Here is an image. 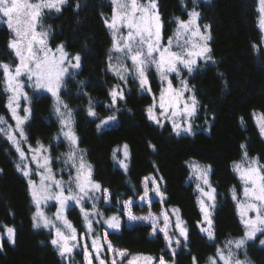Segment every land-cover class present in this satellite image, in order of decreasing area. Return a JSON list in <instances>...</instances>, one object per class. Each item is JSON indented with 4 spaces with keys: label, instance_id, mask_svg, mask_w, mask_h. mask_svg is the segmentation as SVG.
Segmentation results:
<instances>
[{
    "label": "trees",
    "instance_id": "obj_1",
    "mask_svg": "<svg viewBox=\"0 0 264 264\" xmlns=\"http://www.w3.org/2000/svg\"><path fill=\"white\" fill-rule=\"evenodd\" d=\"M157 3L166 34L173 31L176 18H186L190 10L199 13L200 23L207 25L210 33L211 60L186 74L199 101L197 125L191 133L177 135L170 124L161 127L154 123L146 112L153 103V92L141 91L131 79L125 86L107 70L112 34L105 21L112 14V0H66L60 12H46L44 22L50 30L52 47L62 44L65 50L81 56V67L66 77L61 96L73 109L75 131L92 165L94 180L112 193L106 213H118L124 200L138 197L143 192V177L152 174L167 195L166 207L180 210L189 233L186 247L183 240L175 256L162 235H150L152 229L146 223L128 226L122 220L118 231L96 224L99 234L103 236V230L107 229L113 245L131 254H146L157 260L163 256L175 264H192V257L196 256L198 264H208V257L215 254L217 246L223 247L227 240L244 234L231 192L235 188L238 197L243 188L233 171V162L240 161L246 150L250 158L258 157L264 164V136L260 135L253 115L264 113V34L259 23V2L157 0ZM11 35L7 25L0 23V61L8 64L16 63L8 48ZM149 80L156 92L159 80L154 71L149 73ZM119 83L124 86L125 99L119 100L116 108H110V86ZM8 95L0 83V116L10 118L6 107ZM90 100L98 117L114 114L116 120L98 131L99 119L87 112ZM30 106L31 115L25 126L29 141L33 144L40 141L54 157H62L66 145L56 138L60 125L53 110V98L47 93H33ZM124 144L129 150L127 171L112 158L113 150L119 148L117 158L123 159ZM242 144L246 149L241 148ZM16 159V151L0 133V231L5 226L15 229L14 243L7 236L1 240L0 264H83L82 250L65 259L50 243L52 231L33 227L28 179L17 170ZM192 160L211 168L217 193L214 241L198 226L202 213L191 178ZM53 165L60 166L56 161ZM155 206L158 208V204ZM68 215L79 232H85L79 209L71 207ZM261 240L262 234L248 241L240 258H245L246 251L249 264H264Z\"/></svg>",
    "mask_w": 264,
    "mask_h": 264
},
{
    "label": "snow or ice",
    "instance_id": "obj_2",
    "mask_svg": "<svg viewBox=\"0 0 264 264\" xmlns=\"http://www.w3.org/2000/svg\"><path fill=\"white\" fill-rule=\"evenodd\" d=\"M258 2V11L261 14L259 23L261 30L264 31V0ZM65 3L66 0H0V21L5 22L12 33L8 48L18 61L14 65L0 61V83L9 94L6 107L15 121L14 127L12 125L0 127V133H3L15 147L20 160L16 168L28 179L32 202L37 209L32 217L33 227H43L54 232L50 243L61 257L67 259L74 249L82 247L86 264H92L93 259L99 264H106L105 259L101 258V252L106 245L107 251L111 253L110 264H155V258L152 256L131 254L127 249L113 248L111 242L107 240V232L103 236L95 234L93 225L101 223V220L109 229L118 231L121 227L120 214H123L127 216L129 222L149 224L152 229L150 235H162L173 256L176 249L181 246V240L175 238V233L178 232L183 238L185 247L189 235L186 222L181 219L178 208L172 209L171 214L168 210L162 211L159 215L151 212L145 216L133 214L132 208L136 203L151 207L154 196L159 197L161 203L166 200L156 179L151 176L145 177L142 181L143 195L139 197V201H123L118 210L119 214L105 217L104 212L98 208L97 204L101 200L104 204H111L112 193L92 178V165L85 159V151L79 148L73 109L60 96L65 76L73 74L70 73V69L81 67V56L70 55L62 44L57 45L55 49L49 47L48 32L41 23L45 10L60 12L61 6ZM112 4L114 7L111 20L105 21L112 34L107 70L125 86L131 79L139 85L141 91L150 94L148 77L150 69L154 68L162 87L159 97L153 96V103L146 109L148 118L161 127H163L161 118L170 120L177 135L182 131L191 133L192 125L190 123L183 125L195 116L199 101L194 93L185 96V92L192 91L185 80L181 79V86L175 88L169 77L171 74L180 77L182 69L191 74L196 70L199 59L211 60V56L207 55L210 52L207 46L210 36L201 32L198 24L199 13L195 10L189 12L187 21L176 18L177 28L174 36L169 37L165 43L157 0H112ZM204 28L206 30L208 26L205 25ZM123 29H127V32L125 33ZM22 77H25L34 89L46 90L54 98L53 110L60 123V132L56 138H63L69 144V151L63 161L69 170L67 181L63 178L57 179L52 168L50 150L40 141H37L34 148L28 145L27 153L22 147V142L28 141L24 125L31 115L30 107L22 109L24 115L19 114L21 98L29 100L27 93L23 91L25 85ZM108 95L109 107L116 108L118 101L125 99V90L120 85H112ZM87 112L90 117L99 119L100 122L96 125L98 131L116 120L114 114L105 118L98 117L91 100ZM253 115L260 135L264 136V113ZM0 125H6L3 116H0ZM122 147L123 159L117 158L119 148L113 150L112 158L127 171L128 145L124 144ZM241 148L246 149V146L242 144ZM32 165H35V169ZM190 167L197 181L201 182L196 185V190L200 193L197 203L203 214V220L198 222V226L209 240L214 241L215 231L212 227L210 209L215 207L217 193L208 179L210 168H201L196 164ZM232 167L243 185L244 200L238 201L237 209L244 226V234L238 239L227 240L223 247L217 246L215 254L208 257V264H249L246 251L245 258H240L241 250L246 249L248 241L257 238V233L264 235V164L260 163L258 157L250 158L245 150L241 160L233 162ZM34 174L39 176L38 182L31 178ZM149 184L152 187H149ZM231 192L233 200H237L236 189L233 188ZM98 193L100 195H97ZM47 201H55L58 205L54 219L47 217L41 210V204ZM86 203H91L90 209L85 208ZM73 206L80 207L85 226V232L82 234L78 233L66 214ZM94 217L101 219L94 220ZM5 231L8 240L14 243L15 229L5 226ZM260 243L264 245V240ZM173 244L176 245L175 248ZM159 264H167L163 256L159 258ZM192 264H198L196 256L192 257Z\"/></svg>",
    "mask_w": 264,
    "mask_h": 264
},
{
    "label": "rangeland",
    "instance_id": "obj_3",
    "mask_svg": "<svg viewBox=\"0 0 264 264\" xmlns=\"http://www.w3.org/2000/svg\"><path fill=\"white\" fill-rule=\"evenodd\" d=\"M157 6H158V3H157ZM113 7H114V5H113ZM53 11H54V10H53ZM158 11H159V8H158ZM191 11H193V10H190L189 12H191ZM195 11H196V10H195ZM46 12H49V11L45 10V13H46ZM189 12H188V13H189ZM196 12H197V11H196ZM45 13H44V14H45ZM112 14H113V11H112ZM112 14H111V16H110L109 19H108L109 21L111 20ZM159 15H160V18H161V21H162V25H163V27H162V37H163V41L166 43L169 37H173V36H174L175 30H176V28H177V24H175V27H174V29H173V31H172L171 33L166 34V33L164 32V23H163V19H162V15H161L160 11H159ZM260 16H261V14H260ZM44 17H45V15H43L42 20H41V23H42V25H43L44 30H46V31L48 32V44H49V47H51L52 49H55L56 47H52L51 44H50V42H49V41H50V40H49V38H50V37H49V36H50V34H49V33H50V30H49L48 26H47V25L45 24V22H44ZM178 18H179V17H178ZM180 19L187 21V20L189 19V17L187 16L186 18H180ZM175 21H176V20H175ZM0 23H5V22L0 21ZM5 24H6V23H5ZM198 24L200 25L201 32L204 33V34H206V35H208V36H210V33H209L208 28L205 30V28H204L205 25H202V24L200 23V20H199V19H198ZM6 25H7V24H6ZM123 31L126 33V32H127V29H123ZM263 34H264V31H263ZM11 38H12V35H11ZM209 40H210V39L207 40V46L210 48ZM64 50H65V49H64ZM65 51L68 52V53H69L70 55H72V56L76 55V54L70 53V52L67 51V50H65ZM207 55L211 56V51H210L209 53H207ZM205 61H207V60L199 59L196 68H198L200 65H202ZM17 62H18V61L16 60V63H17ZM12 64H13V63H12ZM14 64H15V63H14ZM14 64H13V65H14ZM77 70H78V69H70V73L76 72ZM152 71H154V72L156 73V71H155L154 68L150 69L149 73L152 72ZM187 73H188L187 70H183V69H182V71H181V76H180V77H177L175 74H171L170 77H169V78L172 80V82H173V86H174L175 88H179V87L181 86V85H180V81H181V79H183V80H185V81L187 82L188 86L192 89V91H191V92H185V96L192 95L193 93L195 94L193 87H192V86L189 84V82H188V78H187V76H186ZM156 74H157V73H156ZM67 76H68V75L65 76L64 81H65V79H66ZM157 76H158V74H157ZM148 79H149V77H148ZM21 80L23 81V83H24V85H25L23 91H24L25 93H27V95H28V97H29V100H28V101L23 100V98H21V100H20V109H21V110H20L19 114H20V115H24L22 109H23L24 107H31V106H30V103H31V101H32V94H33V93H37V92L40 93V92H43V93H47V94H50V95H51V93H49V92H47L46 90H43V89H40V90H36V89H34L33 87H31L30 83L27 81V79H26L25 77H22ZM158 80H159V88H158V90H157L156 92L153 91L152 86H151V84H150L151 92H153V96H155V97H157V98L159 97L160 90H161V87H162V83H161V81H160L159 76H158ZM149 82H150V80H149ZM63 84H64V83H63ZM117 85H120L121 87L124 88V86H123L122 83H119V84H117ZM62 88H63V86H62L61 89H60V96H61V90H62ZM195 96H196V95H195ZM51 97H52V95H51ZM52 98H53V97H52ZM196 98H197V97H196ZM61 99L64 100V99L62 98V96H61ZM197 100H198V99H197ZM64 102H65V101H64ZM53 103H54V98H53ZM65 103H66V102H65ZM198 110H199V104H198V108H197V111H196L195 116L192 117V118H190V119H188V120L186 121V123H185L183 126H186L187 123H190V124L192 125V130L195 128V126L197 125L196 117L198 116ZM156 111H157V113H158V112H159V109H157ZM9 112H10V111H9ZM4 118H5V120H6V125H0V127H6L7 125H12V126L14 127V125H15V121L12 119L11 113H10V118H7V117H4ZM29 118H30V116H29ZM28 121H29V119H28ZM58 121H59V120H58ZM161 121H162V124H163V125H165V124L168 123V124H170V125L172 126V123H171L170 120H166V119H164V118H161ZM178 122H180L179 119H178ZM59 125H60V123H59ZM25 126H26V123H25V125H24V130H25V133L28 134ZM172 127H173V126H172ZM75 132H76V131H75ZM181 133H183V131H182ZM76 135H77V134H76ZM77 137H78V136H77ZM59 140L64 141V143H65V145H66V150H65L64 153L62 154V157H60V156H58V157H54V155H52V153L50 152V155H51V157H52L53 162L56 161V162L60 165V166H54L53 163H52V168H53L54 173L56 174L57 179L63 178L65 181H67V180H68V177H69V170H68V168L65 166V164L63 163V161L66 159V153L69 151V144H68V142H67L66 140H64L63 138H60ZM8 141H9V140H8ZM9 142H10V141H9ZM10 143H11V142H10ZM36 144H37V143H34V144L31 143V142L29 141V139H28L27 143H23V142H22V147H23V149H24V150L26 151V153H27L28 145H31V146L34 148V147H36ZM42 144H43V143H42ZM43 145H44V144H43ZM11 146L13 147L12 144H11ZM44 146H45V145H44ZM45 147H46V146H45ZM47 148H48V147H47ZM79 148H80V149H83L82 146L80 145V143H79ZM13 149L16 151L15 147H13ZM49 150H50V149H49ZM83 150H84V149H83ZM122 151H123V149H122ZM16 153H17V151H16ZM29 155H30V154H29ZM122 157H123V156H122ZM122 157H121V158H122ZM85 159L87 160L86 155H85ZM16 161H17L16 164L20 162V160H19V154H18V153H17V159H16ZM87 162H88V160H87ZM88 163H89V162H88ZM117 164H118V163H117ZM192 164L199 165L201 168H210V166H209L208 164H205V163H202V162H199V161H195V160L190 161V165H192ZM118 165H119V164H118ZM32 167H33V169H35V165H32ZM72 174L74 175V171H73ZM149 176L154 177V175L149 174V175L144 176L143 179H144L145 177H149ZM31 178H32L33 180L37 181V182L39 181V176H37V175H35V174H34ZM92 178H93V177H92ZM154 178H155V177H154ZM191 178H192V180L194 181L195 185H197V183H201L200 181H197L195 175L193 174V170H192V168H191ZM93 179H94V178H93ZM143 179H142V181H143ZM155 179H156V178H155ZM208 179H209L211 185L215 188V186H214V184L212 183V180H211V168H210V170H209V172H208ZM156 181H157V183L159 184V182H158L157 179H156ZM149 187H152V185L149 184ZM159 187H160V184H159ZM160 190H161V192L164 194V196L166 197V200H165L163 203L160 202V198H159V197H155V196H154V197H153V200H152L151 207H149L148 205H142V204H140V203H136V204L133 206V208H132V212H133V214L136 215V216H145V215H147L149 212H151V213H153L154 215H159V214H160L162 211H164V210H168V211H169V214H171V210L174 209V207L169 208V209L166 207V204H165V203H166V201H167V195L162 191L161 187H160ZM97 195H100V194L98 193ZM142 195H143V192H142L138 197H135V198L132 197V198H129V199H126V200L139 201V197L142 196ZM198 196H200V193H199V192H198ZM31 200H32V198H31ZM126 200H124V201H126ZM243 200H244V197H243V188H242V191H241L240 195L237 197V200H236V206H237L238 201H243ZM216 201H217V198H216V200H215V207H216ZM155 203L158 204V208H156V206H155L156 204H155ZM32 204H33V215H34V213L36 212L37 209H36V205H35L33 202H32ZM110 205H111V204H110ZM84 206H85L86 209H90V208H91V203H86ZM97 206H98V208H100V209L104 212L105 217H107V216H111V215H114V214H118L117 212L106 213L105 207L109 206V204H104L102 200H101L100 202H98ZM57 207H58V205H57V203H56L55 201H47L46 203H42V204H41V210L45 213V215H46L47 217L52 218V219H54V214H55L56 211H57ZM75 207H77V208L79 209V211H80V207H79V206H75ZM199 207H200V206H199ZM215 207L210 209V212H211V219H212V221H213V225H214L213 217H214V210H215ZM200 210H201V209H200ZM201 213H202V212H201ZM66 214H67L68 219L71 221V219H70V217H69V215H68V212H67ZM179 215H180V212H179ZM250 215H254V213H250ZM180 217H181V215H180ZM93 219L96 220V219H101V218H99V217H94ZM174 219H175V218L173 217V221H174ZM181 219L183 220L182 217H181ZM122 220H124V221H125V224L128 225V226H133V225H136V224H139V223H143V222H135V223H133V222H129L127 216H125V215H124L123 218L120 216V222H121V224H122ZM202 220H203V214H202ZM183 221H184V220H183ZM71 222H72V221H71ZM184 222H185V221H184ZM72 224H73V222H72ZM96 224H97V223H94V225H93L94 230H95V234L98 235V236H101V235L99 234V232H98V229H97L96 226H95ZM100 224L104 225V226L108 229L107 225L104 224L102 220H101V223H98L97 225H100ZM146 224H147V223H146ZM73 225H74V224H73ZM213 225H212V227H213ZM74 226H75V225H74ZM75 227H76V226H75ZM84 227H85V226H84ZM76 228H77V227H76ZM36 229H47V228L40 227V228H36ZM107 229H104V230H103V234H104L105 232H107ZM47 230H50V229H47ZM77 231H78V233H81V232H79L78 229H77ZM84 231H85V230H84ZM170 232H171V230H170ZM52 233H53V235H54V232H53V231H52ZM82 233H84V232H82ZM82 233H81V234H82ZM107 233H108V232H107ZM103 234H102V235H103ZM259 235H260V233H257V236H259ZM3 236H7V233H6L5 230H4L3 232L0 231V243H1V240H2ZM175 238L180 239V240H181V243H182L183 238L179 236V233H178V232L175 233ZM237 239H238V238H237ZM107 240L110 241L109 238H108V235H107ZM110 242H111V241H110ZM88 244H89V251L91 252L92 250H91V246H90V245H91V240H90V239L88 240ZM111 244H112L113 248H115V249H117V250H121V249H123V248H119V247L114 246L112 242H111ZM173 247L175 248L176 245L173 244ZM178 249H179V248L176 249V252H177ZM76 250H80V251L82 250V251H83V248H82V247H78V248L74 249L72 255L74 254V252H75ZM169 251H170V250H169ZM83 253H84V251H83ZM170 253L172 254L171 251H170ZM72 255H71V256H72ZM144 255H146V254H144ZM71 256H70V257H71ZM147 256H150V255H147ZM70 257H69V258H70ZM101 258H102V259H105L106 264H110L111 253H109V252L107 251V246H106V245H105L104 251L101 252ZM163 258H164V257H163ZM83 259H84L83 264H86L85 256H84ZM164 259H165V258H164ZM165 261L167 262V264H173V261H170V260H167V259H165ZM92 264H99V262L96 261L95 259H93ZM155 264H159V259H158V260L155 259Z\"/></svg>",
    "mask_w": 264,
    "mask_h": 264
}]
</instances>
